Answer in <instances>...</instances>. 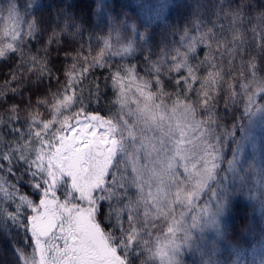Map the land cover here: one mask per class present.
<instances>
[{
	"label": "snow or ice",
	"instance_id": "1",
	"mask_svg": "<svg viewBox=\"0 0 264 264\" xmlns=\"http://www.w3.org/2000/svg\"><path fill=\"white\" fill-rule=\"evenodd\" d=\"M134 2L135 19L108 11V0L87 3L104 34L66 51L63 80L45 99L0 116V234L15 230L11 264H264V228L236 245L225 222L238 196L264 220V163L242 160L264 122V0H213L210 14L200 0ZM45 7L0 0V61L60 81L48 48L62 35L83 39V21L73 0L37 18ZM182 8L185 23L167 34L178 39H157ZM105 99L100 115L92 105Z\"/></svg>",
	"mask_w": 264,
	"mask_h": 264
},
{
	"label": "trees",
	"instance_id": "2",
	"mask_svg": "<svg viewBox=\"0 0 264 264\" xmlns=\"http://www.w3.org/2000/svg\"><path fill=\"white\" fill-rule=\"evenodd\" d=\"M45 4V8L42 9L41 12L38 13L37 18L43 17L46 20L50 16H54L56 13L52 10V5H55L57 8L60 6V0H42ZM91 0H73V3L78 4V7L72 8L71 11L76 14L80 21H83V29L84 36L83 39L74 38V37H66L64 35L61 36V43L59 45L53 44L49 46L48 51L50 52V57L47 61V66L52 68L56 77H60L61 80L57 81L55 78L53 79H43L41 78V73L36 70H27L26 68H21L17 71V65L19 64V60L17 58H12L7 61H0V86H5L6 81H11V87L16 88L19 86L20 95H13L10 91L7 90V86H5V104L0 106V116L7 117L9 114L6 112L7 109H11L13 105H16L18 108H25L29 102L32 105H36L38 100L45 99V93L48 91L49 86H51L52 90L55 91L58 87L59 83L63 80V69L70 62L66 59V51L71 52L72 55H75V52L72 51L74 48H78L80 43L86 41L91 35H103L107 30L103 21H100L96 18H92L90 16V10L86 6L87 3H90ZM111 8L108 11L113 14L120 13L121 11H128L131 13L130 19H135L136 12L133 10L135 7L134 0H108ZM142 3H154L155 0H141ZM183 2L188 4H195L196 0H183ZM202 4L205 5L203 11L206 14H210L212 9L210 7L213 0H200ZM231 2L235 5L239 3V0H231ZM121 4H128V7L122 9L120 7ZM187 12V9H180L179 14L170 10V19L168 21L167 27H161L159 29V34L157 39H162L166 37V41H171L173 39H178L177 36H169L167 35L169 32L175 30L174 25H179L185 23L182 16ZM212 20H215L214 16L209 17ZM117 23H119V19H117ZM139 23V21H137ZM223 23H227V21H223ZM3 27V24H0V28ZM47 35L45 34L40 38V42L33 40L31 41L33 51L40 49L44 46ZM95 42L93 47H95ZM201 48L203 46H198L197 52L199 53V58H204V53L201 52ZM157 49L154 47L153 52H156ZM206 51V49H205ZM256 53L254 52L253 55ZM140 53L137 54V60L133 61L135 63L139 62ZM119 59V58H116ZM59 69V71H58ZM14 71H17V78L12 79V74ZM101 73L98 71L97 75ZM108 96L111 93H107ZM93 108H100V115H107V109L109 105L107 104V100L102 102L101 105H92ZM222 110V106H221ZM31 111V109H29ZM43 111V109H41ZM21 116H24L25 113L21 112ZM230 159V153L228 155ZM25 192L28 191L27 188L23 189ZM58 195L60 193L58 192ZM228 224V232H227V240L236 245H247L251 243V240L248 239L250 233L258 234L261 232L262 228H264V220L256 213L255 208L252 207L251 204H248L245 201V198L241 196L233 202L232 210L228 214V218L225 221ZM15 236V230L12 231V234L9 236H4L0 234V251H2L3 255L0 256V264L2 261L7 260L8 264H11L12 257V246H13V237ZM19 239V238H17Z\"/></svg>",
	"mask_w": 264,
	"mask_h": 264
},
{
	"label": "rangeland",
	"instance_id": "3",
	"mask_svg": "<svg viewBox=\"0 0 264 264\" xmlns=\"http://www.w3.org/2000/svg\"><path fill=\"white\" fill-rule=\"evenodd\" d=\"M252 135V141L247 143L243 148L242 160L246 159L251 161L254 158L255 163L257 164V166H259L261 163H264V122H260L259 120H257L252 128ZM238 198H241V196H238L236 200ZM245 201L248 204H251V202H249L246 198ZM255 211L261 217L257 208H255ZM227 218L228 215L225 217V221Z\"/></svg>",
	"mask_w": 264,
	"mask_h": 264
}]
</instances>
